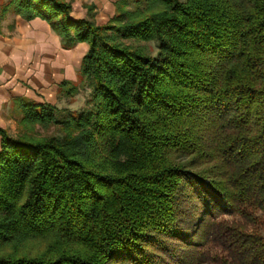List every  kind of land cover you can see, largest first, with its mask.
I'll list each match as a JSON object with an SVG mask.
<instances>
[{
    "label": "trees",
    "instance_id": "16d2710c",
    "mask_svg": "<svg viewBox=\"0 0 264 264\" xmlns=\"http://www.w3.org/2000/svg\"><path fill=\"white\" fill-rule=\"evenodd\" d=\"M146 2L107 25L65 0L6 6L89 51L59 90L81 106L14 100L52 136L0 128V264H264V0Z\"/></svg>",
    "mask_w": 264,
    "mask_h": 264
},
{
    "label": "crops",
    "instance_id": "0c3cea01",
    "mask_svg": "<svg viewBox=\"0 0 264 264\" xmlns=\"http://www.w3.org/2000/svg\"><path fill=\"white\" fill-rule=\"evenodd\" d=\"M65 1L72 4L73 18H87L91 8L96 24L105 25L115 18L120 0ZM9 2L0 0V128L11 134L16 125L14 100L27 98L58 106L64 100L60 86L66 81L78 83L89 44L63 49L60 36L46 21H26L5 11Z\"/></svg>",
    "mask_w": 264,
    "mask_h": 264
},
{
    "label": "rangeland",
    "instance_id": "374dc122",
    "mask_svg": "<svg viewBox=\"0 0 264 264\" xmlns=\"http://www.w3.org/2000/svg\"><path fill=\"white\" fill-rule=\"evenodd\" d=\"M128 4V9L129 10H135L136 8H140L141 10L145 9L148 5L146 0H139L138 2L136 0H126ZM108 22L107 24H109ZM105 24V25H107ZM126 44L131 45L134 49H141L143 50L146 54L155 56L157 54V48L155 43L153 42H142L138 40H125ZM85 96L86 93L84 91H80L78 97H77V103L75 104H69L67 100H63V102H60L58 105L59 108L61 109H70V108H76L81 106L84 101H85ZM14 119L16 120V125L15 129L12 131L10 135L12 136H18L20 134H28L30 133L31 135H35L38 137H49L52 136L55 133V127L50 126V127H44L41 124H34V125H29V124H24L19 121V118L14 115ZM221 219H226V220H233L234 218L231 216H221L219 220ZM264 228V227H263ZM46 243L43 241H29L26 242L25 245L21 246V251L22 252H29L30 254H37L43 251L45 248Z\"/></svg>",
    "mask_w": 264,
    "mask_h": 264
}]
</instances>
